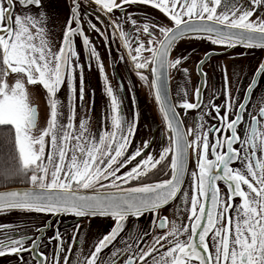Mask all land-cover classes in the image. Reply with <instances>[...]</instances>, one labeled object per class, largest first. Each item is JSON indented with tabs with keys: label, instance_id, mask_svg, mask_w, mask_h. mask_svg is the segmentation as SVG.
I'll return each mask as SVG.
<instances>
[{
	"label": "snow or ice",
	"instance_id": "1",
	"mask_svg": "<svg viewBox=\"0 0 264 264\" xmlns=\"http://www.w3.org/2000/svg\"><path fill=\"white\" fill-rule=\"evenodd\" d=\"M90 5L96 6L95 18L100 23H104L102 17H110L117 10L125 15L122 10L126 6L146 5L173 24L164 27L148 20L138 26L137 20L127 14V22L137 33L142 28L152 37L147 43L123 28L119 30L121 44L129 50L130 66L136 75L146 80L140 70L150 69L153 76L151 88L170 133L169 146L161 150L158 158L146 152L151 146L147 140L128 154L138 117L129 119L123 115L118 97L122 88L114 91L106 76L104 91L110 98V111L103 117V127L94 133L86 119L80 120L78 128L73 123L76 100L83 106L86 95L82 71L79 86L74 84L76 70L82 69L74 37L82 38L81 45L89 58L95 59L97 70L104 73L101 57L95 47L89 49L92 42L81 27L82 20L89 17L88 28L101 33L90 18L93 14L88 10ZM262 9L264 0H248L247 4L241 0H231V3L225 0H71L69 17L57 39L59 47L54 51L43 0H0V179L20 178L30 185L21 191L0 192V212L71 214L86 219L110 217L114 221L110 231L76 264H264V99L256 115L249 113V129L241 138L237 125L244 119L242 112L246 104L230 97L225 74L224 115L219 116V105H209L217 114L214 118L219 119L220 126L205 127L201 122L185 131L177 106L169 103L166 82L167 70L177 69L188 59L186 55L170 59L180 41L191 45L197 40H207L225 48L242 45L248 49H264ZM114 24L109 19L108 25ZM156 29L162 39L153 36ZM144 52L150 56L144 57ZM205 62L198 60L197 67ZM187 71L183 69L185 74ZM11 76H15V82L9 85ZM257 78H264V61L254 70L245 100L256 88ZM28 85H40L46 92L47 126L38 137L33 135L38 112L29 103ZM62 87L67 88L69 96L67 123L63 122L65 105L56 98ZM200 91V87L195 89L196 103L184 100L179 104L185 113L201 108ZM233 102L238 104V109L230 112ZM197 119L203 121V115ZM225 130L230 135L210 139ZM187 136L194 139L189 142ZM237 144L239 147L234 148ZM189 148L196 155L198 170L192 172L191 193H185L190 207L184 211L189 213L187 220L191 223L173 221L168 227L166 218L159 212L183 192ZM169 157L170 162L165 165ZM236 162L239 166L233 167ZM158 166L161 170L168 166L171 178L155 184L143 183V178ZM132 181L141 183L124 187ZM218 181L227 187L223 196ZM83 190H93L94 194H83ZM236 198L240 199L239 204L234 203ZM204 200L210 204L206 205ZM145 213L153 214V223L158 229L167 230L153 235L149 243L144 240L149 235L147 231L143 236L125 239L122 234L129 218L139 219ZM0 231V257L15 256L17 264H27L23 253L35 250L36 239L28 247L23 239L9 234L8 225L0 224ZM51 239L59 241L61 237L57 234ZM106 249L109 252L105 253ZM63 251L61 244H57V256ZM68 251H72L70 246ZM41 257L47 259L41 252L35 258L36 264H42ZM63 262L71 264L70 257L63 256Z\"/></svg>",
	"mask_w": 264,
	"mask_h": 264
},
{
	"label": "flooded vegetation",
	"instance_id": "2",
	"mask_svg": "<svg viewBox=\"0 0 264 264\" xmlns=\"http://www.w3.org/2000/svg\"><path fill=\"white\" fill-rule=\"evenodd\" d=\"M227 3H231V0H225ZM242 3L247 4L248 0H241ZM71 0H43L44 10L49 16L48 30L51 36V42L53 44V50H57L59 43L57 39L62 35L61 29L69 17V6ZM88 10L92 12L91 20L97 27L101 29V33L97 34L88 28L87 19L85 17L81 22V27L86 30V34L89 36L90 43L89 49L95 47L98 54L101 57V62L104 67V73H100L98 69V62L95 59H90L88 52L81 45V37H74V45L79 51V63L82 65V69L76 70V79L74 84L79 86V76L83 74L85 97L83 106H80V102L76 100V113L74 118V125L78 128L80 120L86 119L89 121V126L92 132H96L98 128L103 127V117L107 111H110V98H108L104 91V77L106 76L111 83L114 91L122 88V91H118V97L121 99V111L123 115L131 119L133 116L138 117L137 131L133 138V142L129 145L128 154L135 152L143 141L147 140L151 146L146 152L153 153L156 158L159 157L161 150L169 146V135L166 122L159 110V105L155 100V91L151 88V80L153 78L150 69H142L140 72L147 77L146 80H141L136 75L135 70L130 66V60L128 58V49L124 48L121 44V38L119 37V30L123 28L124 31L130 32L133 36H138L141 42L147 43L149 37L145 34L141 28L140 32H136L130 22H127L126 15L131 14L133 18L137 20L138 26L147 22L148 20L154 21L160 26L172 27L173 24L170 20L163 16L157 10L152 9L146 5H131L126 6L122 11L125 15H121V10H117L110 17H102L104 23H100L96 20V14L94 13L95 5L87 6ZM17 7V11H18ZM35 11V9H33ZM83 11V9H82ZM264 12V9L261 10ZM109 19L114 21V25H108ZM255 19V17H253ZM153 36L158 40L162 39V34L158 29L153 31ZM55 42V43H54ZM205 53H209L205 56ZM186 55L188 59L182 62L177 69L169 68L166 73V82L168 89L169 103L176 105V111L180 113L182 119V127L185 131L188 128L204 123L205 127L210 125L220 126V121L216 117V113L211 110V105H219L221 112L219 116L224 115L226 104L225 93V74L228 79V92L230 97L234 101L242 102L246 104V109L242 112L244 119L237 125V134L243 138L246 131L249 129V123L251 116L256 115L261 106V101L264 99V78H257V86L253 90L252 95L248 100L244 99L245 91L248 89V85L251 82L254 74V70L257 68L259 62L264 61V49L259 51H240L230 48H225L220 45H213L209 41L203 42L197 40L191 45L187 41H180L172 51L170 59L174 60L178 56ZM144 57H149L150 53L144 52ZM123 57V59H121ZM200 59H204L206 62L200 67H197V62ZM187 69V73L183 72V69ZM203 72L206 75L202 76ZM200 87L199 103L201 108L185 111L179 107V104L184 100L188 102L196 103L195 89ZM68 91L65 87L64 96V123H67V101ZM135 101V103H133ZM63 103V102H62ZM36 106L35 104H32ZM37 112H38V107ZM238 109V104L233 102L230 112H234ZM49 112V109H48ZM39 113V112H38ZM203 115V121L197 119ZM40 117V116H39ZM231 118H234L232 116ZM37 118V126H38ZM47 126V119L42 129ZM41 129V130H42ZM40 130V132H41ZM39 132V133H40ZM40 135V134H39ZM218 135H230V132L225 130L222 134H213L210 139H215ZM186 139L191 142L194 138L187 136ZM239 147V145H234ZM226 149H221L224 151ZM48 148L46 147V153ZM188 156V171L190 173L191 180L182 188L178 197L172 202L170 206L164 207L160 210L159 215L165 217L167 220V226L170 227L174 221L177 224L184 223L190 224L187 220L188 212L184 209L190 207L188 203L189 197L185 196V193H191L193 177L192 172L196 169V155L189 148ZM209 158H212L210 155ZM139 159V158H138ZM170 162H165L167 165ZM134 165H129V167ZM233 167L239 166V162L232 165ZM128 169H123L126 171ZM219 172V170H216ZM170 177V168L164 166L161 170L160 166L153 170L151 174L144 177L142 182L151 184L159 181H163ZM141 181H132L129 186H138ZM218 186L223 190L222 196L227 192V187L223 181L217 182ZM234 203L239 204L240 199L236 198ZM183 217H185L183 219ZM0 224L8 225L10 228L9 234L16 239H23L26 246L32 247L30 241L36 239V247L33 252L23 253L27 264H36V257L39 253H43L47 257L44 260L41 257L42 264H57L59 260L60 264H64L63 256L70 257L71 264H76L77 260H84L90 251L93 250V245L102 238L103 234L110 231L114 225V221L111 218L98 219H84L74 221L71 223V227H61L62 221L57 224L55 222L49 225L41 220H22V219H10L2 217L0 218ZM79 226V227H78ZM37 229H41L37 231ZM49 229V230H48ZM158 229L156 224L153 223V214L145 213L141 218H129L126 222V229L124 235L125 239L134 238L137 236H143V233L147 231L149 235L144 238L145 243H149L153 235H159L163 231ZM59 234L61 240H53L52 237ZM2 235V231H0ZM39 237V239H37ZM61 244L64 251L59 256L56 254V245ZM69 246L72 251L69 252ZM143 246V245H142ZM109 252V249L105 250V253ZM0 264H17V258L15 256L0 257Z\"/></svg>",
	"mask_w": 264,
	"mask_h": 264
},
{
	"label": "water",
	"instance_id": "3",
	"mask_svg": "<svg viewBox=\"0 0 264 264\" xmlns=\"http://www.w3.org/2000/svg\"><path fill=\"white\" fill-rule=\"evenodd\" d=\"M217 27H222V26L217 25ZM230 49L240 50V51H244V52L245 51H251V50H254V51L263 50V49H248V48L243 47L242 45H237L236 47L230 48ZM64 96H65V87H62L61 90L57 93L56 98L64 103ZM32 106H34V105H32ZM34 107H36V106H34ZM63 112H64V109H63ZM64 118H63V122H64ZM188 156H189V151H188ZM188 156L186 159L182 188L184 187V185L186 186L189 183V180H188V174H189ZM210 159H214V157H212ZM195 171H198L197 167H196ZM170 178H171V175L168 179H170ZM159 182H161V181H159ZM156 183H158V182H156ZM151 184H155V183H151ZM29 187L30 186H11V187H6V188L0 189V192L11 191V190L21 191V190L28 189ZM131 187H135V186H131ZM83 194L92 195L94 193H93V190H83ZM179 194L180 193H178V195ZM172 202H170L167 206H170L172 204ZM203 202H205L206 205L210 204V201H208V200H204ZM167 206H165V207H167ZM2 217L10 218V219H22V220H33V219L41 220V221L46 222L47 225H49L50 223H53V222H55V224H57L59 221H62L61 227H63V228L64 227H67V228L71 227V223H73L74 221L86 219V218L77 217V216H74L71 214L51 215V214H47V213L22 212V211L0 212V218H2ZM103 218H110V217H96V218H87V219L101 220Z\"/></svg>",
	"mask_w": 264,
	"mask_h": 264
},
{
	"label": "rangeland",
	"instance_id": "4",
	"mask_svg": "<svg viewBox=\"0 0 264 264\" xmlns=\"http://www.w3.org/2000/svg\"><path fill=\"white\" fill-rule=\"evenodd\" d=\"M55 43V42H54ZM15 76L8 78L9 85L14 84ZM27 92L29 95V103L35 104L38 107V126L33 130L34 136H39L40 130L43 128L46 119H48V107L46 104V92L40 85H28ZM40 116V117H39ZM49 138H46V140ZM188 180L190 181V173L188 174ZM185 217H183L184 219Z\"/></svg>",
	"mask_w": 264,
	"mask_h": 264
},
{
	"label": "trees",
	"instance_id": "5",
	"mask_svg": "<svg viewBox=\"0 0 264 264\" xmlns=\"http://www.w3.org/2000/svg\"><path fill=\"white\" fill-rule=\"evenodd\" d=\"M27 185H29V184L24 182L20 178H11L8 180L0 179V189L6 188V187H11V186H27Z\"/></svg>",
	"mask_w": 264,
	"mask_h": 264
}]
</instances>
